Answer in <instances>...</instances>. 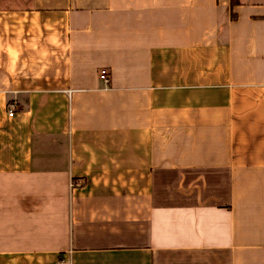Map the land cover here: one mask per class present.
Masks as SVG:
<instances>
[{
	"label": "crops",
	"instance_id": "obj_1",
	"mask_svg": "<svg viewBox=\"0 0 264 264\" xmlns=\"http://www.w3.org/2000/svg\"><path fill=\"white\" fill-rule=\"evenodd\" d=\"M59 259L264 264V1L0 0V264Z\"/></svg>",
	"mask_w": 264,
	"mask_h": 264
},
{
	"label": "built area",
	"instance_id": "obj_2",
	"mask_svg": "<svg viewBox=\"0 0 264 264\" xmlns=\"http://www.w3.org/2000/svg\"><path fill=\"white\" fill-rule=\"evenodd\" d=\"M97 75L98 78L101 79L104 83H107L109 80V73H108V69L105 67H100L97 71ZM8 114H11V111H8ZM76 182L74 180L70 181V185H74ZM61 262H63L62 259L56 260L54 263L52 264H61ZM64 262H68V260H64Z\"/></svg>",
	"mask_w": 264,
	"mask_h": 264
},
{
	"label": "rangeland",
	"instance_id": "obj_3",
	"mask_svg": "<svg viewBox=\"0 0 264 264\" xmlns=\"http://www.w3.org/2000/svg\"><path fill=\"white\" fill-rule=\"evenodd\" d=\"M261 1H264V0H261Z\"/></svg>",
	"mask_w": 264,
	"mask_h": 264
}]
</instances>
